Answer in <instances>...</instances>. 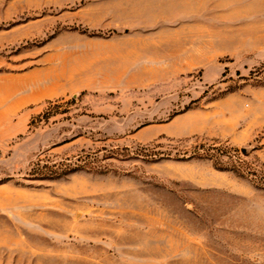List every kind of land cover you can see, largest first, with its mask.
<instances>
[{"label": "rangeland", "instance_id": "1", "mask_svg": "<svg viewBox=\"0 0 264 264\" xmlns=\"http://www.w3.org/2000/svg\"><path fill=\"white\" fill-rule=\"evenodd\" d=\"M0 264H264V0H0Z\"/></svg>", "mask_w": 264, "mask_h": 264}]
</instances>
